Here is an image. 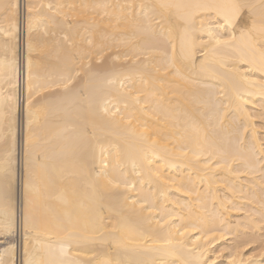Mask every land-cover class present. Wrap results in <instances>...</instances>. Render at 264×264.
Here are the masks:
<instances>
[{
  "label": "bare ground",
  "instance_id": "bare-ground-1",
  "mask_svg": "<svg viewBox=\"0 0 264 264\" xmlns=\"http://www.w3.org/2000/svg\"><path fill=\"white\" fill-rule=\"evenodd\" d=\"M0 264H264V0H0Z\"/></svg>",
  "mask_w": 264,
  "mask_h": 264
},
{
  "label": "snow or ice",
  "instance_id": "snow-or-ice-1",
  "mask_svg": "<svg viewBox=\"0 0 264 264\" xmlns=\"http://www.w3.org/2000/svg\"><path fill=\"white\" fill-rule=\"evenodd\" d=\"M71 80H72V78L71 77H69V83H71ZM68 85L66 84L65 85V87H67ZM185 233H180V235H184Z\"/></svg>",
  "mask_w": 264,
  "mask_h": 264
}]
</instances>
